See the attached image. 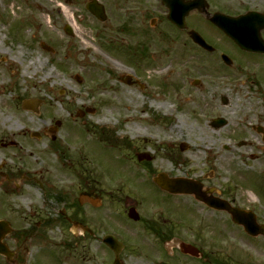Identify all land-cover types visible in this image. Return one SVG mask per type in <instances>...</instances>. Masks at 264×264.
<instances>
[{
	"label": "flooded vegetation",
	"instance_id": "af4514ba",
	"mask_svg": "<svg viewBox=\"0 0 264 264\" xmlns=\"http://www.w3.org/2000/svg\"><path fill=\"white\" fill-rule=\"evenodd\" d=\"M172 1L184 28L169 21L171 7L162 0L107 3L112 19L126 18L122 28L128 33L155 28L166 20L177 38L188 42L187 49H182L185 61L178 75L192 83L195 96L207 87L217 89L218 80L223 79L235 81L234 91L246 99H257L234 111H247L243 117L252 128L240 117L243 126L239 128L257 133L258 152L250 153L249 158L263 163L264 0ZM248 12H255L250 24L259 27L258 35L244 28L233 38L212 21L215 15L229 19ZM253 45L259 50L251 49ZM210 65L228 73H212ZM225 100L227 104L229 98L222 95L223 104ZM257 111H262L263 117ZM7 116L5 120H10L15 112ZM12 121L0 129V221L9 228L7 233L6 228L0 229L1 242L8 247V251H0V264H264V234L247 232L228 209L253 211L261 225L264 219L256 207L230 193L229 186L207 184L214 170L175 172L160 166L148 150L130 146L132 151L125 161L131 171L128 176L118 175L110 171L111 166L101 169L92 158L88 164L79 147L64 144L63 123L38 130L21 120ZM229 125L226 118L223 127ZM240 136L235 147L253 145L247 136ZM40 141L44 143L42 155L36 157L32 142ZM139 156L144 159L139 160ZM39 159L45 167H38ZM162 173L168 178L197 181L202 196L223 199L229 202L227 208L219 210L194 194L163 190L156 183ZM181 198L188 201L172 206L165 203L166 199L183 201ZM182 212L187 213L179 214Z\"/></svg>",
	"mask_w": 264,
	"mask_h": 264
},
{
	"label": "rangeland",
	"instance_id": "374dc122",
	"mask_svg": "<svg viewBox=\"0 0 264 264\" xmlns=\"http://www.w3.org/2000/svg\"><path fill=\"white\" fill-rule=\"evenodd\" d=\"M86 1L58 0L60 9L45 13L41 20L44 26L37 29L32 10L25 7L23 0H0V67L5 69L13 57L18 70L17 74L10 72L0 78L3 83L0 129H5L12 120L32 124L38 130L61 120L64 144L79 147L83 156L87 155L88 164L93 159L101 169L111 166L110 171L118 175L128 176L131 171L127 162H122L131 148L148 150L157 157L160 166L175 172L214 170L215 175L207 184L229 186L230 193L256 207L264 219V162L257 164L249 158L250 153L258 152L259 139L250 128L247 131L239 128L243 126L240 118L252 128L243 117L247 111H234L243 103L257 99H246L243 93L234 91L235 81L223 79L218 80L221 82L217 89L207 87L195 96L192 83L178 75L185 61L182 49H187L188 42L183 39L184 44L181 39L182 43L166 20L152 29H135L132 34L122 28L126 18L112 19L109 12V20L101 23L85 9ZM103 1L108 11V0ZM5 17H10V23L4 21ZM65 24L71 25L75 36L65 33ZM18 26H23L20 33L16 31ZM42 43L54 51L45 49ZM24 65H29L31 70L22 77ZM208 69L215 74L225 71L216 65ZM129 74L138 77L144 86L127 84L124 79ZM47 75L51 77L47 79ZM76 75L82 77L81 82ZM36 82L39 90L33 91ZM156 89L172 98L177 95L180 110L169 111L158 106L156 102L165 100L164 95L156 97ZM121 91L140 102L133 101L127 114L124 108L130 101L121 96ZM222 95L229 98L227 104L222 103ZM33 98L40 100V112L22 114L20 111H33L21 105L25 99ZM6 111L15 112V116L5 120ZM78 111L87 112L78 117ZM211 117H226L230 125L214 128L208 121ZM102 129L106 130L105 134ZM240 135L247 136L253 145L235 147V141L242 138ZM167 141H173L172 145ZM183 142L189 145L188 149H180ZM43 144L32 142L36 157L42 155ZM226 144L231 148L226 149ZM200 145L204 146L203 152L197 156ZM42 166L46 163L39 159L38 167ZM181 199L179 202L166 199L165 203L172 206L188 201Z\"/></svg>",
	"mask_w": 264,
	"mask_h": 264
},
{
	"label": "bare ground",
	"instance_id": "6f19581e",
	"mask_svg": "<svg viewBox=\"0 0 264 264\" xmlns=\"http://www.w3.org/2000/svg\"><path fill=\"white\" fill-rule=\"evenodd\" d=\"M23 1L25 3V7L29 10H32L33 17L37 21V24H35L37 29H40L41 27L44 26V24L41 20H42L45 13H51L53 11V9H60L59 8L60 5L58 3V0H23ZM12 6L14 7V4ZM16 63H17V60L13 57H10L9 60L7 61L5 69L3 67H0V78H5L7 76V74L10 72L17 74L18 70H17V64ZM115 63L121 66L120 63H117V62H115ZM11 69H14L13 72ZM30 70H31V67H29V65H24L22 72L20 73V76H22V77L27 76L28 75L27 72ZM160 72H162V71H160ZM50 77H51V75H47V79H49ZM37 83H39V82H36L34 84L35 89L33 91L39 90ZM2 84L3 83L0 82V85H2ZM121 96L128 98L130 101V104L124 108L125 114H127L128 111H130V107L132 106L133 101H135L137 104L140 103L138 99L133 100V95L129 96L124 91H121ZM156 103L160 107L168 108L169 111H176L175 108L168 107L165 102H156ZM126 120L130 121V118L127 117V115H126ZM129 126H131L130 123H129ZM169 127L172 129L173 124H171ZM141 136H143V135H141ZM203 148H204V146H202V145L197 147V156L201 152H203Z\"/></svg>",
	"mask_w": 264,
	"mask_h": 264
},
{
	"label": "water",
	"instance_id": "95a60500",
	"mask_svg": "<svg viewBox=\"0 0 264 264\" xmlns=\"http://www.w3.org/2000/svg\"><path fill=\"white\" fill-rule=\"evenodd\" d=\"M71 1V0H70ZM88 9L93 13L95 14L100 20H105V14H104V11H103V7L102 5H100L96 0H93L91 1L89 4H88ZM173 14L175 16V18H173V16L171 15V18H172V21L175 22V23H178L179 25L181 24V22L176 18V9L173 7ZM220 20V19H219ZM217 22V24L220 22V21H215ZM221 26H224L222 23H219ZM236 27H239V24L237 22H235L234 24ZM233 25V27H234ZM65 31L70 34V35H73V31L71 29V27L69 25H66L65 26ZM78 79H80V77H78ZM127 82H130L129 80H126ZM33 101L32 100H28V101H25L24 105L29 108H34L36 110V106H34L33 104ZM34 106V107H33ZM219 122V123H218ZM217 123L222 125L224 124V121L223 119H220ZM164 182H161V184L168 190L170 191H173V192H186V193H196L197 195L199 194V192L197 191L196 188L192 187V185H185L183 184L182 187H179V183L178 185L176 184H163ZM212 204H214L215 206H219L221 208H225V203L224 202H221V201H217V200H212L211 201ZM233 214H234V217L237 221L241 222L242 224H244V226L250 231V232H254V234H259L260 232H264L263 231V228L259 225H257L255 222L251 221V219H249L247 216H244L242 211L240 210H237V209H230Z\"/></svg>",
	"mask_w": 264,
	"mask_h": 264
}]
</instances>
